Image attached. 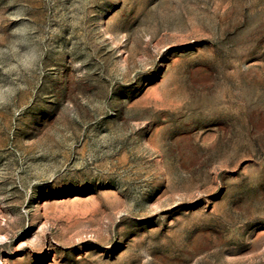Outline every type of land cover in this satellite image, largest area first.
I'll list each match as a JSON object with an SVG mask.
<instances>
[{"label": "rangeland", "instance_id": "374dc122", "mask_svg": "<svg viewBox=\"0 0 264 264\" xmlns=\"http://www.w3.org/2000/svg\"><path fill=\"white\" fill-rule=\"evenodd\" d=\"M0 264H264V0H0Z\"/></svg>", "mask_w": 264, "mask_h": 264}]
</instances>
